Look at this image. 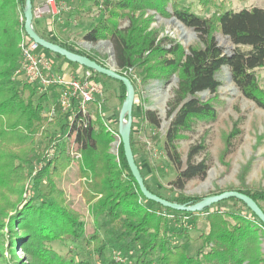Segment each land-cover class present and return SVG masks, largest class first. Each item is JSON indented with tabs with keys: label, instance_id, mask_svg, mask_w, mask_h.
I'll use <instances>...</instances> for the list:
<instances>
[{
	"label": "trees",
	"instance_id": "trees-1",
	"mask_svg": "<svg viewBox=\"0 0 264 264\" xmlns=\"http://www.w3.org/2000/svg\"><path fill=\"white\" fill-rule=\"evenodd\" d=\"M179 1L105 0L106 16L84 36L86 40L93 42L99 39L110 40L120 75L129 69L137 70L141 82L145 84L150 80H166L171 74H176L177 87L167 103V117L170 121L165 129L163 149L169 162L177 170L176 178L171 182V188L177 191L182 190L188 180L204 176L207 170L204 161H192L201 152L200 145L189 149L182 168L177 142L185 132L191 131L196 121L213 119L215 112L211 101L214 98L201 101L197 94L206 90L210 93L216 91L220 84L217 73L222 67L228 68L230 78L241 94L264 109V89L257 76V71L264 69V10L252 7L233 11L223 4L215 14L203 18L189 7L182 8ZM196 1L205 9L213 4L211 0ZM31 3L33 8L34 0ZM24 8L25 0H0V216L6 215L8 210H14L9 217L10 223L0 222V225L7 226L11 236L12 248L9 252L12 254V264H17V241L27 257L26 262L19 264H87L76 260L70 250L61 256L50 245L53 241L77 240L84 233L79 213L65 204L63 193L52 181V177L59 175L68 165L69 157L64 152H60L55 160L46 161L34 179V185L44 177L48 180L46 191L41 194L38 205H33L32 200H29L18 208L17 204L9 200V193H16L18 199H21V164L27 163V158L34 151L35 137L47 118L43 116L44 106L48 102L46 96L51 94L41 93L27 84L22 76H15L20 58L19 42L23 36L28 38L23 27ZM146 10H154L163 17L173 16L184 26L192 28L198 33L199 44L189 47L185 54L182 46L169 38L157 39L156 32L149 29L151 16H143ZM124 18L128 21V26L120 28L118 21ZM216 32L227 36L231 41L233 49L230 55L223 54L217 45L214 37ZM37 34L69 52L88 57L103 66L94 55L72 44ZM124 76L134 87V79ZM118 83L122 88L121 100H124V86ZM55 108L58 112V107ZM60 117L64 118L62 115ZM103 119L96 114L94 122L97 130L94 131L89 123L86 128L77 130L75 136L83 155L81 170L91 178L86 201L94 222L100 217L112 224L120 222L127 240L126 247L139 246L134 264H264V253L260 246L264 224L244 202L229 198L200 211L186 212L164 208L146 200L130 172L121 142L118 146L119 164L114 163L113 157L107 152L113 136L104 126ZM141 119L158 125L154 113L150 111H143ZM64 126L66 127V123ZM232 136L233 133L228 137ZM129 138L135 164L144 181L142 171L136 163L134 134L131 130ZM152 140L153 144L159 142L156 135ZM16 161L18 165H15ZM144 185L153 193L145 181ZM230 191L248 196L264 213L259 205L260 201H264V190L245 188ZM153 194L182 206L195 205L206 197L176 193L175 198H165L158 193ZM225 201L240 204L242 211L212 208ZM165 212H173L179 216L205 214L208 227L206 232L199 235L201 246L194 255H189L183 246L170 247V237L173 234H168ZM14 226L23 231L19 233L14 230ZM182 233L183 231L174 232V236L181 238ZM84 242L88 251L98 260L105 259V244L97 231L85 237ZM109 264L120 263L110 260Z\"/></svg>",
	"mask_w": 264,
	"mask_h": 264
},
{
	"label": "rangeland",
	"instance_id": "rangeland-1",
	"mask_svg": "<svg viewBox=\"0 0 264 264\" xmlns=\"http://www.w3.org/2000/svg\"><path fill=\"white\" fill-rule=\"evenodd\" d=\"M55 1L60 8L58 18L44 17L40 21L32 23L33 29L47 39L72 44L78 49L94 55L103 64V67L119 72L110 40L99 39L93 42L84 38L85 34L106 16L105 0ZM211 1L213 4L206 9L196 0H180L179 4L182 8L189 7L192 12L203 18L215 14L218 7L223 4L233 11L252 7L264 10V0ZM143 16L144 18L151 16L149 29L156 32L157 39L169 38L173 43L180 44L185 54L189 47L199 44L198 33L192 28L184 26L173 16L163 17L154 10H146ZM118 25L120 28H125L128 26V21L124 18L118 21ZM47 32L49 33L47 34ZM214 37L223 54L230 55L233 45L229 38L218 32L214 34ZM39 50L44 52L54 64L55 58L65 61L63 57L52 52L45 51L40 47ZM93 74L101 85L105 97L103 113L106 124L113 132H117L118 117L123 103L120 97L122 88L115 80L98 73ZM123 75L131 76L135 81L130 129L134 134L136 163L142 171L144 181L153 193H158L165 198H175L176 193L185 196H209L234 189L264 190V109L241 94L232 82L226 66L217 73L220 84L214 93L206 90L197 94L201 101L214 98L211 101L215 112L213 119L196 121L191 131L185 132L177 142L182 168L185 166L189 149L199 145L202 146V150L192 161L194 163L204 161L207 166L204 176L188 180L180 191L171 188V182L176 178L177 170L169 162L163 149L165 129L170 121L167 117V103L172 99L173 92L177 87V76L171 74L166 80H150L143 84L137 70L129 69L123 72ZM257 76L258 82L264 89V69L258 70ZM46 98L48 102L43 110L45 118L49 107L55 102L54 93ZM143 111L154 113L158 125L143 121L141 119ZM64 125L65 120L59 115L52 120L46 118L45 124L35 137L34 151L27 158V163L21 164L23 166L21 199H18L16 193H9V200L17 204L18 208H21L29 200H32L33 205H38L41 201V194L46 191L48 180L44 177L37 185H34V179L46 161H53L60 152H64L69 157L68 165L59 175L53 176L52 181L56 188L63 193L65 204L79 213L80 220L84 224V233L77 240L53 241L50 244L51 248L61 256L70 250L76 260L87 264H109L110 260L120 264H134L139 254V246L126 247L127 240L122 233L120 222L112 224L104 217H100L94 222L89 215L86 196L91 178L81 170L83 155L80 143L74 142V135H71L69 139L65 137L68 134V129ZM93 129L97 130L95 122H93ZM231 133L233 136L228 137ZM155 135L159 138L157 144H153L152 140ZM50 150H53L52 156L46 157V153ZM107 152L113 157L114 163H120L118 147L115 151L112 149V143H109ZM75 153L80 157L75 156ZM16 164L18 165L17 161ZM259 205L264 210V201H260ZM212 208L224 211H242L240 204L230 201L222 202ZM13 211L8 210L6 215L0 216V222L10 223L9 217L13 215ZM165 215L168 234H173L170 237V247L180 245L186 248L189 255H194L201 246L199 235L206 232L208 227L205 214L179 216L174 215L173 212H165ZM10 227L12 228V225ZM14 227V230L19 233L23 231L17 226ZM93 231L98 232L101 241L105 244L104 260H98L88 251L84 242V238ZM179 231H183L181 238L174 236V232ZM10 237L8 227L0 225V264H12V254L9 252L12 248H10ZM261 240L260 246L264 253V235ZM19 244L20 242L17 241L15 248L17 264L27 260L19 248Z\"/></svg>",
	"mask_w": 264,
	"mask_h": 264
},
{
	"label": "built area",
	"instance_id": "built-area-1",
	"mask_svg": "<svg viewBox=\"0 0 264 264\" xmlns=\"http://www.w3.org/2000/svg\"><path fill=\"white\" fill-rule=\"evenodd\" d=\"M60 8L55 0H43L32 8V23L40 21L44 17L58 18ZM22 19V18H21ZM20 58L15 76H22L25 82L35 87L39 92H51L55 95V102L47 111V118L57 115L64 117L69 139L73 136L74 142L76 132L86 128L88 124L95 121V113L104 118V126L113 136L112 149L117 151L120 137L106 124L103 113L105 97L101 85L96 81L94 72L84 67L79 73L68 72L54 66L47 55L39 50V46L25 36L19 42ZM55 106L58 107V112ZM62 137V136H60ZM53 150L46 153V157L52 156ZM75 156L80 155L75 153Z\"/></svg>",
	"mask_w": 264,
	"mask_h": 264
},
{
	"label": "water",
	"instance_id": "water-1",
	"mask_svg": "<svg viewBox=\"0 0 264 264\" xmlns=\"http://www.w3.org/2000/svg\"><path fill=\"white\" fill-rule=\"evenodd\" d=\"M23 27L26 35L30 40L35 42L40 48L52 52L58 56L63 57L65 60L71 63L78 64L86 69H89L95 73L103 75L107 78L120 82L125 89V98L123 100L121 110L118 117V134L120 137V142L122 144L124 157L126 159L127 165L130 172L136 181L142 196L148 200L161 205L164 208H168L175 211H186V212H196L208 207L210 205L216 204L223 200L229 198H235L245 203L247 208L264 224V213L259 208V206L248 196L237 192V191H224L215 195H209L204 197L200 202L192 206H182L165 200L161 197L156 196L151 193L144 185L143 178L141 177L140 171L135 164L134 157L130 146V127L132 122V106L134 104V87L132 86L130 80L124 75H120L118 72L103 67L97 64L95 61L89 59L88 57L81 56L72 52H69L60 46L45 40L40 37L32 27V3L31 0H25V8L23 11ZM126 117V120L124 118Z\"/></svg>",
	"mask_w": 264,
	"mask_h": 264
},
{
	"label": "crops",
	"instance_id": "crops-1",
	"mask_svg": "<svg viewBox=\"0 0 264 264\" xmlns=\"http://www.w3.org/2000/svg\"><path fill=\"white\" fill-rule=\"evenodd\" d=\"M42 1L43 0H34V5L40 4ZM48 33L49 32H47V34ZM39 34L42 35L41 33H39ZM70 65L68 64V62H66V60L62 61V60H60L58 58H55V64H54L55 67H58V68L60 67L62 69H67L68 72H71V73H79L80 74L83 71V68L78 66V65H72V66H70Z\"/></svg>",
	"mask_w": 264,
	"mask_h": 264
}]
</instances>
